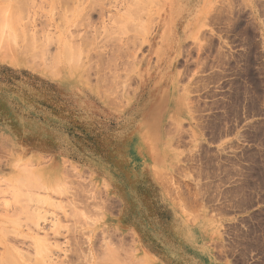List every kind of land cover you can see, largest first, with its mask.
Instances as JSON below:
<instances>
[{
  "label": "rangeland",
  "instance_id": "374dc122",
  "mask_svg": "<svg viewBox=\"0 0 264 264\" xmlns=\"http://www.w3.org/2000/svg\"><path fill=\"white\" fill-rule=\"evenodd\" d=\"M161 263L264 264V0H0V264Z\"/></svg>",
  "mask_w": 264,
  "mask_h": 264
},
{
  "label": "crops",
  "instance_id": "0c3cea01",
  "mask_svg": "<svg viewBox=\"0 0 264 264\" xmlns=\"http://www.w3.org/2000/svg\"><path fill=\"white\" fill-rule=\"evenodd\" d=\"M174 39V42H177L176 34L173 33L171 36ZM172 42V41H171ZM174 47H180V45H176ZM160 151V150H159ZM160 157V159L157 158ZM136 157V156H135ZM162 154L161 153H155V148L153 149V152L150 156V160H138L137 158H134L136 161V166L143 165L144 169L151 170L152 167L150 162H155V159L157 158L159 162L162 160ZM152 175H154L153 171L151 172ZM160 188H153V190L149 189H143L140 190V205H135L130 208V212L133 214V225L135 228L136 233L138 234L139 240L141 242L142 247L146 251V253L149 256H152L154 258H164L173 256V253H177V255L180 256L182 254L181 252V244L183 243V240L181 238L182 231L184 230L181 228L176 221H168L165 219L164 209L165 204L162 196V200H160V194L164 192V188H162L161 185H158ZM146 192H151L154 194H159L158 196H145ZM130 206V205H129ZM178 233L179 234V245L175 246L174 242L175 239L169 238L171 235H174ZM194 235L193 241H196V245H202L201 239L198 238L193 232L190 233ZM189 234V235H190ZM191 239V238H190ZM185 241V240H184ZM167 242V244H166ZM171 242V243H170ZM166 244V245H165ZM159 262V261H158ZM162 262V261H161ZM162 264V263H161Z\"/></svg>",
  "mask_w": 264,
  "mask_h": 264
},
{
  "label": "bare ground",
  "instance_id": "6f19581e",
  "mask_svg": "<svg viewBox=\"0 0 264 264\" xmlns=\"http://www.w3.org/2000/svg\"><path fill=\"white\" fill-rule=\"evenodd\" d=\"M147 1V0H146ZM149 2H150V0H148ZM143 3H145L144 1H142ZM154 2V1H153ZM142 3V4H143ZM21 4H22V1H21ZM140 4H141V2H140ZM10 7V6H9ZM20 7V6H19ZM18 7V8H19ZM21 7H23L22 5H21ZM143 7V6H142ZM15 9H17V8H15ZM142 10V9H141ZM13 11H16V10H13ZM12 11V12H13ZM22 10H20V12H21ZM17 12V15H20L19 14V9H18V11H16ZM15 13V12H14ZM22 13V12H21ZM18 17V16H17ZM198 18V17H197ZM196 18L194 17V19H192L191 21H190V24H191V22L192 21H194ZM199 19H197V20H195V24H196V22L198 21ZM66 45V44H65ZM56 56V55H55ZM57 58V57H56ZM55 59V58H54ZM50 170V169H49ZM48 174V173H47ZM59 174H60V170L58 171V172H55V171H53V172H51V170H50V174L48 175V178H47V180L45 181V186L46 187H49L50 186V179H53V178H57V177H59ZM42 219H44V217L43 216H40V213L38 214L37 213V221H36V227L38 228V229H40V228H42L41 226L42 225H40V220H42ZM46 227V226H45ZM46 231V230H45ZM54 232H58V231H54ZM45 233V232H44ZM47 236V235H46ZM48 237V236H47ZM7 251V250H6Z\"/></svg>",
  "mask_w": 264,
  "mask_h": 264
}]
</instances>
